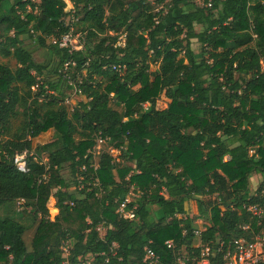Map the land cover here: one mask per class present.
I'll return each mask as SVG.
<instances>
[{
	"label": "trees",
	"instance_id": "trees-1",
	"mask_svg": "<svg viewBox=\"0 0 264 264\" xmlns=\"http://www.w3.org/2000/svg\"><path fill=\"white\" fill-rule=\"evenodd\" d=\"M70 1L65 12L63 0H0V58L16 65L0 63V205L23 201L20 217L0 218V264H61L63 240L71 260L115 242L118 264H141L152 241L170 264L168 239L196 254L198 243L249 239L260 227L243 205L256 201L251 177L264 182V0ZM69 27L82 39L79 51L49 40ZM39 49L49 69L35 61ZM73 88L83 100L69 113L63 103ZM162 95L170 103L157 110ZM50 130L51 140L34 149ZM98 132L122 161L103 152L93 170L87 150ZM23 151L36 158L26 174L12 163ZM130 192L138 194L126 208L136 206L134 219L124 220L115 209ZM101 223L111 227L102 239Z\"/></svg>",
	"mask_w": 264,
	"mask_h": 264
},
{
	"label": "built area",
	"instance_id": "built-area-1",
	"mask_svg": "<svg viewBox=\"0 0 264 264\" xmlns=\"http://www.w3.org/2000/svg\"><path fill=\"white\" fill-rule=\"evenodd\" d=\"M201 3L200 0H197ZM210 6V4H208ZM77 18L74 17L73 10L71 11L70 20L68 22H75ZM50 42L57 45L60 49H67L69 52L79 51L82 49V39L79 34H74L73 27H69L68 32L62 34L59 38L51 37ZM123 45V43H121ZM119 44V45H121ZM261 70L264 71V61L260 62ZM113 71L119 72L121 69L119 67H112ZM74 95H79L80 91L77 88L72 90ZM150 105L148 103L142 104L143 110H146ZM110 138L103 136L100 132L94 135V144L87 150V154L92 156V164L90 165L93 170L97 168V159L99 155L103 152L108 153L113 157V153L118 150L113 149L110 145ZM119 153V152H118ZM32 157L34 160L36 158L31 152L23 151L21 153H16L12 159V163L16 170L22 174L29 172L28 159ZM114 158V157H113ZM85 170V167L82 168ZM95 187H99L96 180L92 181ZM103 195V191L98 188L96 197L99 198ZM133 195L136 198L138 194L130 192L127 197L118 205L115 209V214L124 220L134 219L133 211L136 206H132V209L128 211L126 208L132 202ZM130 196L132 198H130ZM256 199L255 202L243 205V209L248 213L252 219H255L257 226L260 227L257 232H253L249 239L245 238H232L228 241H222L217 239L214 245L200 243L195 245V248L199 249L196 254L194 251H182L177 250V243L173 239H168L164 241V246L167 250L172 252V262L170 264H264V182L261 189L253 194ZM23 203V201H19ZM70 207H73L72 203H69ZM176 219H186L184 215H176ZM203 222L197 219L194 223ZM87 223L89 221L87 220ZM111 227H107L104 223L99 224L96 227V231L100 239L103 238L105 232ZM249 226H243V230H248ZM205 228L196 227L193 231L195 236H200L201 232ZM186 231L182 230V235L184 236ZM152 241L143 247V256L141 259V264H162L161 257L156 253L151 247ZM118 245L112 242L107 246V249L98 253L88 254L85 258L77 257L75 260H71L73 247L70 245L69 241L63 240L60 244V257L61 264H118L122 262V258L118 257ZM8 249V247H5Z\"/></svg>",
	"mask_w": 264,
	"mask_h": 264
},
{
	"label": "rangeland",
	"instance_id": "rangeland-1",
	"mask_svg": "<svg viewBox=\"0 0 264 264\" xmlns=\"http://www.w3.org/2000/svg\"><path fill=\"white\" fill-rule=\"evenodd\" d=\"M63 1L65 3V9H64L65 12L70 11V9H72L71 1L70 0H63ZM196 2H197V0H196ZM66 20H69V17ZM27 43L28 42L25 41L26 45H27ZM121 43H123V41H121ZM192 48H193V50L195 52H198V44H197V42H195V41L193 42ZM33 57H34L35 61H37L39 63H43L44 65H46L48 67V69L50 68V66H49V63H50L49 61L50 60H49L48 54H47V52L45 50H40V49L39 50H35L33 52ZM0 63H6L12 68H14L16 66L15 62L13 60H7V59L0 58ZM152 69L154 71L155 66ZM45 74L47 75V77L51 76V73H49V74L45 73ZM33 91H35V90L33 89ZM82 100H83V97H81L80 95H74L72 91L66 92V97H65L63 105L66 106L67 111L70 113ZM169 103H170V101L162 95L156 101L155 109H157V110L166 109L168 107ZM149 107H147V109L144 110V111H147L149 109ZM19 120L20 119L16 120L13 123V129H12L13 131L16 128V126L18 125ZM53 133H54V131L50 130L47 133H45V134L39 136L38 138L34 139L33 140V148L35 149L36 147L42 146L46 142L50 141L52 136H53ZM77 139H78V137H76V140ZM113 157L116 160V162L122 161V159L119 157V153L117 151H115L113 153ZM41 162L42 163H46V156L45 155L41 156ZM64 178H67V175L64 174ZM254 186H256V185L253 183L252 187H254ZM134 194H136V193H134ZM134 197L135 196L133 195V198ZM130 198H132V197L130 196ZM47 209H48L49 219L51 221H54V219L58 215V210H57L56 205H55V199L53 198L52 195L49 197V200L47 202ZM22 210H23V204H21V203H19L17 201L16 202H6V203L0 205V218H2V219L3 218H18V217H20ZM52 210H55V214L51 213ZM187 211H188L189 216L196 215L197 207H196L195 201H191V202L188 203ZM199 224H200V222H198V223L196 222L195 226L196 227L198 226V227H201V228L205 227V225L202 226V224L201 225H199ZM29 230H32V228H30Z\"/></svg>",
	"mask_w": 264,
	"mask_h": 264
},
{
	"label": "crops",
	"instance_id": "crops-1",
	"mask_svg": "<svg viewBox=\"0 0 264 264\" xmlns=\"http://www.w3.org/2000/svg\"><path fill=\"white\" fill-rule=\"evenodd\" d=\"M253 183L256 186L252 187V184ZM262 183H263V180H262V177L260 175H258V174L253 175L251 177V179H250V190H251V193L254 194L255 193L254 191ZM34 229L35 228H32V230L27 231V233L24 235V242H25V245H26L27 249H30L31 248L32 238H33V235H34Z\"/></svg>",
	"mask_w": 264,
	"mask_h": 264
}]
</instances>
